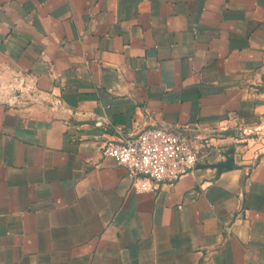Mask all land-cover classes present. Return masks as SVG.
I'll return each mask as SVG.
<instances>
[{"label":"crops","instance_id":"crops-1","mask_svg":"<svg viewBox=\"0 0 264 264\" xmlns=\"http://www.w3.org/2000/svg\"><path fill=\"white\" fill-rule=\"evenodd\" d=\"M151 127L199 162L138 192ZM0 264H264V0H0Z\"/></svg>","mask_w":264,"mask_h":264},{"label":"built area","instance_id":"built-area-1","mask_svg":"<svg viewBox=\"0 0 264 264\" xmlns=\"http://www.w3.org/2000/svg\"><path fill=\"white\" fill-rule=\"evenodd\" d=\"M103 154L126 168L138 192L155 190L162 183L175 184L199 162V151L192 143L156 127L142 129L123 142H107Z\"/></svg>","mask_w":264,"mask_h":264},{"label":"water","instance_id":"water-1","mask_svg":"<svg viewBox=\"0 0 264 264\" xmlns=\"http://www.w3.org/2000/svg\"><path fill=\"white\" fill-rule=\"evenodd\" d=\"M228 135L234 134L232 132L226 133ZM234 153V149H231L227 154H226V161L214 165L215 168H218L219 171L221 172L224 169H232L234 165V159L231 157V155Z\"/></svg>","mask_w":264,"mask_h":264}]
</instances>
